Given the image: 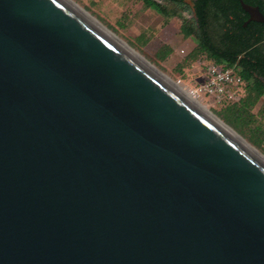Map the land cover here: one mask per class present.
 I'll return each instance as SVG.
<instances>
[{"label":"water","instance_id":"95a60500","mask_svg":"<svg viewBox=\"0 0 264 264\" xmlns=\"http://www.w3.org/2000/svg\"><path fill=\"white\" fill-rule=\"evenodd\" d=\"M0 264H264V161L65 0H0Z\"/></svg>","mask_w":264,"mask_h":264},{"label":"rangeland","instance_id":"374dc122","mask_svg":"<svg viewBox=\"0 0 264 264\" xmlns=\"http://www.w3.org/2000/svg\"><path fill=\"white\" fill-rule=\"evenodd\" d=\"M101 24L112 31L121 41L125 42L135 52L141 55L156 69L170 77L174 82L184 87H194L205 75L204 66L200 62L212 63L204 58L187 63L189 55L195 50L194 45L181 33L178 24L172 16L165 19L146 6L141 0H72ZM141 38L147 40L143 44ZM164 46H168L173 53L162 60L158 53ZM182 66L181 73L178 68ZM246 96V93L245 95ZM203 103L210 111L224 123L233 128L250 145L264 156V111L262 100L253 109L256 120L249 129H244L237 123L225 122L219 113L224 107L210 106ZM260 129V131H257ZM260 138L257 143L251 142V137Z\"/></svg>","mask_w":264,"mask_h":264},{"label":"flooded vegetation","instance_id":"af4514ba","mask_svg":"<svg viewBox=\"0 0 264 264\" xmlns=\"http://www.w3.org/2000/svg\"><path fill=\"white\" fill-rule=\"evenodd\" d=\"M146 2L148 3L146 6L163 18L169 19V16H172L181 35L184 36L185 32L190 33L186 38L194 45V49L199 47L201 40L208 42L209 47L205 48L208 51L213 42L223 45L226 39L221 37L222 32L228 37L227 43L236 46L237 49L246 48L251 43L257 46L254 50L257 60L253 61L250 67L254 68L253 82L264 85V23L252 20V16L242 5L244 2L257 8L264 17V0H146ZM249 59L250 57L241 54V59L234 69L240 74L243 66L248 65ZM243 79L248 85L249 82L244 77ZM260 100L264 104V94Z\"/></svg>","mask_w":264,"mask_h":264},{"label":"trees","instance_id":"16d2710c","mask_svg":"<svg viewBox=\"0 0 264 264\" xmlns=\"http://www.w3.org/2000/svg\"><path fill=\"white\" fill-rule=\"evenodd\" d=\"M145 5H148L146 0H143ZM200 19L202 16L199 14ZM190 33L185 32L184 37H188ZM221 37L226 39L225 43L218 44L213 42L212 47H210L209 51L206 50V47H209L207 41L201 40L200 45L196 48L188 57L187 63H192L200 58H204L205 60L212 62L218 66H223L224 68H234L236 64L241 59V54H245L247 57H250L248 60V65L243 66L244 69L240 71L241 76H243L249 84L247 85L246 89V96L239 102L231 105H227L223 108L222 112L218 115L221 117L225 122L233 121L237 123L244 129H249L250 125L255 122L256 116L253 114V109L258 105L261 96L264 94V85L260 82H253V73L252 70L254 68L250 67L253 61L257 60L256 57V50L257 46L255 47L254 44H250L248 47L243 49H237L236 46L230 45L228 42V37L226 34L222 32ZM143 44L147 43V40L141 38ZM246 52V53H245ZM173 53V50L168 47L164 46L158 53V57L162 60L166 59ZM182 66L178 68V72L181 73ZM263 111H264V104H263ZM260 131V129H257ZM260 138L256 136L251 137L252 143H257Z\"/></svg>","mask_w":264,"mask_h":264},{"label":"built area","instance_id":"2783aa9c","mask_svg":"<svg viewBox=\"0 0 264 264\" xmlns=\"http://www.w3.org/2000/svg\"><path fill=\"white\" fill-rule=\"evenodd\" d=\"M204 66L205 75L194 87H184L191 96L203 104L207 98L210 106L225 107L227 105L239 103L246 93L247 85L243 77L234 68H224L214 63L207 64L200 62Z\"/></svg>","mask_w":264,"mask_h":264},{"label":"bare ground","instance_id":"6f19581e","mask_svg":"<svg viewBox=\"0 0 264 264\" xmlns=\"http://www.w3.org/2000/svg\"><path fill=\"white\" fill-rule=\"evenodd\" d=\"M68 4L78 10L81 14H83L86 18H88L91 22H93L96 26H98L101 30H103L106 34H108L111 38H113L116 42H118L121 46H123L126 50H128L131 54H133L136 58H138L142 63H144L147 67H149L152 71H154L158 76H160L163 80H165L168 84L173 86L178 92L187 97L190 101H192L199 109H201L204 113H206L209 117L215 120L222 128H224L228 133H230L234 138H236L239 142H241L244 146H246L249 150H251L255 155L261 158L264 161V156L252 145H250L244 138H242L233 128L224 123L221 119H219L216 115H214L208 107L201 104L197 100H195L189 91L182 87L181 84L174 82L170 77L156 69L152 66L147 60H145L141 55L135 52L131 47H129L125 42L121 41L112 31L106 28L103 24H101L96 18H94L91 14L81 8L72 0H65Z\"/></svg>","mask_w":264,"mask_h":264}]
</instances>
